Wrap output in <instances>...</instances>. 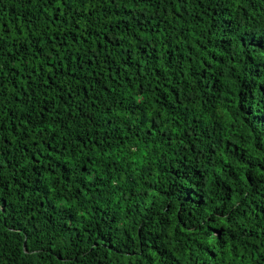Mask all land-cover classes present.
I'll return each instance as SVG.
<instances>
[{"label":"trees","instance_id":"obj_1","mask_svg":"<svg viewBox=\"0 0 264 264\" xmlns=\"http://www.w3.org/2000/svg\"><path fill=\"white\" fill-rule=\"evenodd\" d=\"M0 264H264V0H0Z\"/></svg>","mask_w":264,"mask_h":264}]
</instances>
